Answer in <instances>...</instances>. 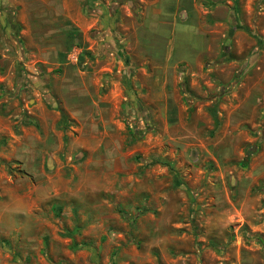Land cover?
Segmentation results:
<instances>
[{
    "label": "rangeland",
    "instance_id": "obj_1",
    "mask_svg": "<svg viewBox=\"0 0 264 264\" xmlns=\"http://www.w3.org/2000/svg\"><path fill=\"white\" fill-rule=\"evenodd\" d=\"M36 200L0 264H264V0H0L1 221Z\"/></svg>",
    "mask_w": 264,
    "mask_h": 264
},
{
    "label": "crops",
    "instance_id": "obj_2",
    "mask_svg": "<svg viewBox=\"0 0 264 264\" xmlns=\"http://www.w3.org/2000/svg\"><path fill=\"white\" fill-rule=\"evenodd\" d=\"M41 203L42 201L40 202V200L30 203L28 210L8 206L4 213H7L10 220L3 222L0 218V229L2 232L12 229L20 234L22 239L29 243V246H32L30 242L33 241L34 238L39 239L41 245V240L43 237H46L48 233V230L44 226L46 220L43 218L45 217H41L37 214V211L41 210ZM19 215H22L23 218H20L21 220L18 221Z\"/></svg>",
    "mask_w": 264,
    "mask_h": 264
},
{
    "label": "trees",
    "instance_id": "obj_3",
    "mask_svg": "<svg viewBox=\"0 0 264 264\" xmlns=\"http://www.w3.org/2000/svg\"><path fill=\"white\" fill-rule=\"evenodd\" d=\"M259 144L260 143H257L255 144L254 146L250 147L247 151V155H246V158H245V163H247L249 161V159L251 158V156L253 154H255L259 148Z\"/></svg>",
    "mask_w": 264,
    "mask_h": 264
}]
</instances>
